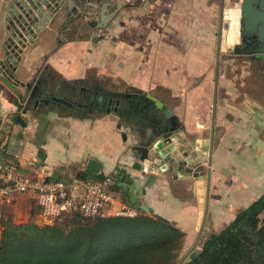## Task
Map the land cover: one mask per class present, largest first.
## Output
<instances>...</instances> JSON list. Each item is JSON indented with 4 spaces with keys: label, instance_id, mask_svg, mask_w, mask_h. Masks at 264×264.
I'll use <instances>...</instances> for the list:
<instances>
[{
    "label": "crops",
    "instance_id": "0c3cea01",
    "mask_svg": "<svg viewBox=\"0 0 264 264\" xmlns=\"http://www.w3.org/2000/svg\"><path fill=\"white\" fill-rule=\"evenodd\" d=\"M16 1L0 0V76L23 96L31 87L22 100L0 79L1 161L13 166L15 175L31 176L40 169L59 180L85 176L100 181L101 175L115 198L107 216H115L123 205L137 215L174 223L185 233L186 244L197 238L205 176L180 172L175 160L164 164L167 171L147 170L141 152L133 151L147 148L142 143L159 130L157 121H167L164 113L149 112L126 123L119 114L79 113L62 104L75 105L82 95L78 90L95 85L150 94L174 111L188 142L181 143L185 150L194 141L206 146L213 123L221 6L224 2L228 10L239 0L113 1L106 15H116L105 27L98 26L99 15L64 9L49 13L52 19L44 29L22 45L15 43L19 48L10 54L6 43L15 41L10 28L16 24L15 10L20 12ZM253 56L221 53L205 227L211 233L223 230L264 194V60ZM152 111L160 112L156 107ZM90 161L100 166L99 174L89 170ZM16 200L33 202L23 195L6 205L13 209Z\"/></svg>",
    "mask_w": 264,
    "mask_h": 264
},
{
    "label": "trees",
    "instance_id": "16d2710c",
    "mask_svg": "<svg viewBox=\"0 0 264 264\" xmlns=\"http://www.w3.org/2000/svg\"><path fill=\"white\" fill-rule=\"evenodd\" d=\"M64 220L40 228L4 216L0 264H177L186 244L182 230L156 215ZM184 264H264V194L223 230L203 235Z\"/></svg>",
    "mask_w": 264,
    "mask_h": 264
},
{
    "label": "water",
    "instance_id": "95a60500",
    "mask_svg": "<svg viewBox=\"0 0 264 264\" xmlns=\"http://www.w3.org/2000/svg\"><path fill=\"white\" fill-rule=\"evenodd\" d=\"M113 1L116 0H18L16 3L20 8V12L15 10L17 16V18L15 17L16 24L12 23L13 28H10L11 35L15 38V41L11 38L6 43L7 51L9 49L11 51L10 54H14L15 49L19 48L15 43L22 45L26 39L32 40V35H35L34 31L39 33L52 19V15L50 14H56L58 11L66 8L73 11L85 8V16L89 14L86 12L87 9L91 8L90 11H93L95 8H98V15L101 16V23L98 26L105 27L116 15L115 11L112 12V14L106 15L109 7L113 6ZM116 5L117 8H121L120 3ZM91 15L97 16V13L93 14L91 12ZM13 16L15 15L13 14ZM96 39L97 38H94V40ZM244 45L249 47V49L242 50ZM221 53L254 54L255 56H253V60H264V0H239L228 10H226L224 2L222 3L216 59L213 123L209 142L204 147H199V145H197L198 143L195 141L192 142L191 145H187V150L182 147V142L185 144H188V142L185 138H182L183 131L178 128L174 118V111L154 96L150 94L117 91L112 92L107 90H103L102 92L104 97L111 98L110 105L115 103L118 107L121 104L122 99L138 100L147 103L148 106L156 107L160 112L164 113L167 118V121L162 123V125L160 123L159 130L155 132L152 139L142 143V145L147 147L146 149L134 148L133 150L135 153L141 152L139 158L143 161L146 160L145 164H147V170L152 167H161L163 171H167L164 164H170L173 160H175L176 163L180 164L178 168L180 172H186L198 179H200V176H205L203 178V189L201 190L203 198L201 199L202 212L198 235L192 248L183 258L179 260L177 264L189 263L196 257L208 220L212 157L215 140L216 97L218 93ZM10 60H12L14 64H17V61L14 60L12 55H10ZM0 79H2L22 100H24L30 93V85L26 86L27 92L23 96L18 90H16L14 84H12L9 80L1 76ZM38 89L39 88H36V90ZM36 90L33 92L34 95L37 92ZM107 113L111 112L108 111ZM170 120L174 122L175 125H169L170 123L168 124V122ZM124 138H126V136H124ZM179 138H181L182 141L179 140ZM164 146H166V148H164ZM177 147L179 150H176ZM193 148H197L198 151H195ZM205 162L206 166L202 165V163ZM88 167L92 173H100V166L96 162L90 161ZM174 178H177V176L174 175ZM99 179L100 181L104 180L101 175H99Z\"/></svg>",
    "mask_w": 264,
    "mask_h": 264
},
{
    "label": "built area",
    "instance_id": "2783aa9c",
    "mask_svg": "<svg viewBox=\"0 0 264 264\" xmlns=\"http://www.w3.org/2000/svg\"><path fill=\"white\" fill-rule=\"evenodd\" d=\"M23 195L31 196L40 213L54 221L76 214L86 219L107 216L115 203L113 194L102 181L85 176L57 180L50 178L44 169L35 171L31 176L15 175V168L0 159V224L6 203ZM115 216L135 217L137 213L122 205Z\"/></svg>",
    "mask_w": 264,
    "mask_h": 264
},
{
    "label": "flooded vegetation",
    "instance_id": "af4514ba",
    "mask_svg": "<svg viewBox=\"0 0 264 264\" xmlns=\"http://www.w3.org/2000/svg\"><path fill=\"white\" fill-rule=\"evenodd\" d=\"M116 2H118V0H116ZM68 9V8H66ZM90 9H87L86 12L90 13L91 12L93 14L97 13L98 15V8H95V10L90 11ZM72 11V10H71ZM83 12H85V8L82 9ZM254 46V45H252ZM253 48V47H251ZM249 49V47L247 46H243L242 50H247ZM107 85V84H105ZM105 85L101 86V85H95L92 88L88 89H79L78 92H82L80 98H77V102H75V105H68L67 103H63L62 105H66L69 106L71 109L74 110H78V111H83L84 113H94V112H103L106 113L108 111L112 112H117L119 115H122V117H146L147 114H149V112H152L155 115H162L160 114L161 112H159V114H157V112H153L152 109L154 108V106H148L147 103L142 102V101H136L133 99H122L121 100V104L117 107L115 103H112V105H110V101L111 98L110 97H104L102 95L103 90H107V87H105ZM111 91V90H109ZM117 92H123V91H117ZM80 94V93H79ZM55 104H57L58 106L61 104H58L57 102L54 101ZM151 115V114H149ZM164 115V114H163ZM160 121H163L162 119H159ZM159 121H157L158 126H160V123H158ZM170 123V124H169ZM169 125H175L174 122H172L171 120L168 122ZM162 125V124H161Z\"/></svg>",
    "mask_w": 264,
    "mask_h": 264
},
{
    "label": "rangeland",
    "instance_id": "374dc122",
    "mask_svg": "<svg viewBox=\"0 0 264 264\" xmlns=\"http://www.w3.org/2000/svg\"><path fill=\"white\" fill-rule=\"evenodd\" d=\"M79 112V111H77ZM82 112V111H80ZM79 112V113H80ZM113 115H118V112H112ZM124 120V122H128L129 118L128 117H123L121 118ZM125 123V124H126ZM255 170V169H254ZM258 168L256 169V171ZM3 217L5 216V219L8 217H11L13 223L16 226H27L30 224H34L40 228H43L48 225H54L56 223H60L64 225L66 221L61 220V221H54L45 218L40 211L37 209L36 205L31 201V200H16L13 202V209L7 205L4 206L3 211H2ZM3 230L2 224H0V236L1 232ZM209 229H205L204 235L207 236L210 234ZM196 236H194L193 241L185 244L183 253L181 255V258H183L189 250L192 248L194 242H195Z\"/></svg>",
    "mask_w": 264,
    "mask_h": 264
}]
</instances>
